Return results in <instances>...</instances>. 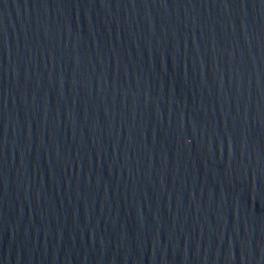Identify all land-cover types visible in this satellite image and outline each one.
Masks as SVG:
<instances>
[{
  "label": "water",
  "instance_id": "water-1",
  "mask_svg": "<svg viewBox=\"0 0 264 264\" xmlns=\"http://www.w3.org/2000/svg\"><path fill=\"white\" fill-rule=\"evenodd\" d=\"M0 264H264V0H0Z\"/></svg>",
  "mask_w": 264,
  "mask_h": 264
}]
</instances>
